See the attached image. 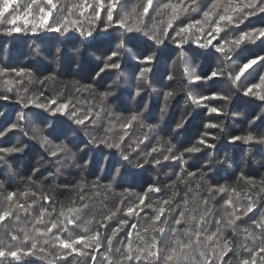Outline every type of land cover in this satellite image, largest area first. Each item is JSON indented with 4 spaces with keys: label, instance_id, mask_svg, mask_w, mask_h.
Wrapping results in <instances>:
<instances>
[{
    "label": "snow or ice",
    "instance_id": "snow-or-ice-1",
    "mask_svg": "<svg viewBox=\"0 0 264 264\" xmlns=\"http://www.w3.org/2000/svg\"><path fill=\"white\" fill-rule=\"evenodd\" d=\"M45 3L51 5L52 8L56 7L53 0H45ZM118 3L119 0H109L105 12L106 20L102 22V27L84 29L77 25L76 21L68 19H64L63 23L57 20L52 25L46 24V17L51 12V8L40 6L37 0H30L24 11L31 12L32 6L36 5L39 16L38 20L34 16L33 19L36 22L31 23L29 28H25L15 23L19 13L16 16L9 13L11 18L5 16L10 0H0V25L6 27L9 35L30 30L33 34L38 31L62 33L69 41L83 38L88 46L102 51L104 55L100 64L97 65L98 70L94 72L95 77L102 80L105 76H115L112 84L109 85V90L99 93L102 101H107L110 97L115 98V92L112 89L119 87L123 77V68L129 66L130 63L133 64V79L137 82L132 91V98H143L147 94L146 89L151 87L149 77L153 74L154 68H158L162 62L166 63L167 59H171L177 51L179 54L176 60L172 61L173 66L178 62L186 64V54L181 50L186 44L192 43L204 50L199 55L213 60L217 54L222 57L215 67L210 64L204 76H198L197 80L215 81L227 78L234 91L241 92L245 97H255L264 103V93L256 91V89L264 88V75L259 76L258 83L240 87L241 77L244 76L246 70H255L253 66L264 67V55L252 54L248 57L241 54L244 46L254 43L257 39L264 43L262 39L264 38V26L239 31V25L249 17L264 13V0H248L242 8L234 6L232 0L219 8L216 3H213L208 10L203 11L202 20L192 21L177 29H173V23L178 19L177 5H173L171 0L160 5L161 11L171 10V15L166 22H161L163 26L159 28L156 25L152 27L146 24L134 25L129 21L127 13L118 15L114 21L113 9ZM152 3L153 0H144L142 5L144 15L148 13ZM196 5L197 0H189L187 6L184 5V0H180L183 13H187L190 9L194 10ZM100 6L104 5L101 3ZM96 17L99 18L98 11H96ZM24 23L29 24L27 20ZM204 24H208L207 30L203 27ZM194 28L196 31H193ZM170 30H172L171 34ZM228 30L236 34L228 37ZM113 31H119L120 36H114ZM197 33L203 34L206 39H198ZM170 45L176 47L173 49ZM76 51L79 53L80 49ZM234 57H240L241 63L236 64L230 70V63ZM31 75L32 73L25 68L0 67V77L19 78L15 81L6 79L3 81L5 85L14 83L22 85V78L27 76L30 80ZM248 75L251 73L249 72ZM166 78L170 81L174 80L171 74H168ZM245 79H247L246 76ZM44 82L40 81L41 84ZM186 88L187 85H183L178 89L162 92L163 107L160 108L157 123H146L145 118L149 115V105L144 104L140 111L123 119L120 124L122 134L118 138H99L91 136L86 129L89 125L97 124L102 112L108 117L109 128L114 127L112 121L121 119L114 112H105L104 108L97 110L95 106L88 111H81L70 96L49 95L46 97L43 91L38 95H28L26 88L24 95H21L12 87H7L4 93H0V109H3L0 111V164L8 166L11 174L15 175V171L9 164V158L15 159L26 154L32 145H36L43 150L50 162L55 163L58 173L69 168H78L82 171L91 168L94 169L91 174L99 173L100 175H95L93 181L81 177L77 187L83 192L89 184L93 188L103 186L105 190L123 187L124 183L128 182L129 176L134 181L135 177L141 174V170L147 171L146 166L160 165L162 160L176 161L184 178L199 177L201 182L208 183L205 177L211 173L213 165L227 164L228 158L225 157L223 161H213L212 157L208 156L202 168L188 170L185 167L188 164L185 156L191 159L194 154L203 156L209 151L216 150L217 143L213 141H218L220 137L213 135L210 131L213 129L219 130L229 143L242 141L247 144L264 145V135L257 136L248 132L245 135L229 136L224 130L223 121L214 122L211 119L203 125L205 131L199 133L195 142L183 151H179L170 139H162L159 136L156 139L160 143L153 145L142 155L136 149L148 140L147 136L139 140L135 147L125 144L128 129L134 124L147 127L149 130L160 129L167 112L168 102L174 100L176 95ZM90 89L91 86L85 85L77 88L76 91L88 92ZM201 99L222 101L220 106L211 105L207 108L209 113L220 114L232 102L233 97L220 91L212 92L210 96ZM35 109L42 111L36 112ZM190 118V113L182 114L171 129L172 132L179 136ZM34 119L40 120L41 125L34 123ZM256 121L264 122V111L253 115L250 123L254 124ZM29 132L32 133L31 136ZM16 133H20L28 142L21 144L17 141L16 144H11L10 135ZM80 133H83V137L87 139L82 138L77 142L76 137ZM37 164L39 166L32 169L34 175L39 174L43 167L42 161H38ZM105 181L107 183H104ZM187 183L188 180L185 179V184ZM2 184L3 181H0V185ZM33 184L32 181H26V187L20 191L9 192L5 197L6 201L15 204L16 209L23 211L26 219L29 216L32 217L30 221L32 230L29 232L27 228L12 229L0 236V264H17L26 255L44 254L48 246H51L56 253L51 264H72L68 258L74 254L85 257L88 264H230V259H226V256L234 251L231 237L236 235L237 222L244 223L242 217L253 213L255 208V201L251 194L247 195L243 202L237 201L236 203L229 196L224 200V213L219 216L213 214L208 207L209 199L219 193L228 192V189L218 184H208L206 194L200 199L203 205L202 211L196 207H188L187 192L180 197L182 204L174 199L179 194L173 193L157 201V206L153 207V202L149 199L146 203V198L149 193H159L161 189L154 184H149L132 203H126L123 198H120L113 202L112 208H107L105 205L104 212L101 213L99 219L94 216L91 220L82 221V216L87 214L89 205L81 195L79 207H67L59 211L56 217L49 216V219L45 221L48 208L42 204L38 205L37 201L38 199L47 201L50 198L47 196L38 198L36 192L32 191ZM199 186L197 184V189ZM129 191L131 190L125 189V192ZM231 192L236 193V189L232 188ZM14 197L17 199L14 200ZM20 199H23L24 203H20ZM29 200L31 204L28 203ZM145 208L151 212L148 219L153 221L155 226L151 230L144 228V233L148 235L147 239L137 232V243L134 247L131 230L136 228V224H129L128 218L138 217ZM29 209H32L35 214L33 215ZM10 217L17 222L20 220V216L11 210V206L0 208V224ZM170 218L172 223L168 224ZM249 219L251 220L250 225L243 228L245 243L241 245L246 255L240 259L239 264H257L258 261L259 264H264V212H261L258 219L252 220L250 217ZM78 221L82 223L78 224ZM93 223L95 227L90 228L88 225ZM68 225H73L80 230L75 235L68 232L65 238L61 233L66 232ZM126 228L129 230L125 232L124 240L117 241L120 248L113 253L114 238ZM225 230H230V232L226 234ZM101 249L104 250L102 253Z\"/></svg>",
    "mask_w": 264,
    "mask_h": 264
},
{
    "label": "trees",
    "instance_id": "trees-1",
    "mask_svg": "<svg viewBox=\"0 0 264 264\" xmlns=\"http://www.w3.org/2000/svg\"><path fill=\"white\" fill-rule=\"evenodd\" d=\"M169 0H153L152 6L146 15L142 12V5L144 0H119L117 6L113 9V20L115 21L118 15L124 13L128 14L129 21L134 25H148L152 27L156 25L158 28L162 27L161 23L166 22L171 15V10H160V5L167 3ZM229 0H197V5L194 10H189L183 13L180 7V0H171L173 5H177L178 19L173 23V29L183 27L184 25L202 20L203 11L208 10L213 3H216L218 8L221 5H227ZM248 0H232L234 6L242 8ZM30 3V0H10L9 8L5 12V16L11 18L19 13L15 23L17 26L29 28L31 23H35L33 19L35 16L38 20V9L36 5L32 6L31 12H25L24 8ZM37 3L46 8H51V12L47 15L45 23L52 25L57 20L62 23L64 19L76 21L77 25L84 29L89 27L96 28L102 27V22L106 20L105 12L109 5V0H53L55 8L47 5L45 0H37ZM101 3L104 5L101 7ZM189 0H184V5L187 6ZM15 9V11H14ZM99 12V18L96 17V11ZM167 13V15L165 14ZM27 20L29 24H25ZM264 26V13H257L249 17L243 24L239 25V31H245L249 28ZM119 27L118 25L116 26ZM205 30L208 29V24H204ZM112 31V30H110ZM193 31H196L194 28ZM172 30H170L171 34ZM119 31H113L114 36H120ZM236 33L228 30V37H233ZM224 35V33H221ZM198 39H206L203 34L197 33ZM264 39V38H262ZM79 40L69 41L66 35L58 32L38 31L33 34L30 30L21 33H14L9 35L4 25H0V67L6 68H25L29 70L32 75L29 80L27 76L22 78L23 83H14L12 85H5L3 83L6 79L17 80L15 76L0 77V93H4L7 87H12L16 92L24 95V89H28V95H38L41 91L47 97L49 95L57 97H71L73 103H76L81 111H88L93 106L97 110L104 108L105 112L112 111L115 115L119 116L120 121H112L114 127L109 128L108 117L105 113H101L100 120L97 121L95 126L89 125L86 129L91 136L99 138H118L122 134L120 127L123 119L127 118L133 113L140 111L144 104L149 105V115L146 116V123H157L160 116V108L163 107L162 92L170 89H178L183 85H187L184 91H180L174 100L168 102L167 112L163 124L158 130H149L147 127L133 125L128 129V136L125 138V144L135 147L139 140L144 136L148 137L143 144H140L136 151H148L153 145L160 143L156 139L157 136L162 139H170L173 144L177 146L179 151L190 146L197 139L199 133L205 131L203 125L208 120L214 122L223 121L225 132L229 135H245L252 132L254 135H264V122L256 121L251 124L250 121L253 115H258L264 111V103H261L255 97H245L241 92L233 90L230 81L227 78L215 81L197 80V77H203L208 71L209 65L215 67L222 59L220 54L210 59L207 56L199 55L204 51L199 49L196 44H186L181 51H184L187 58L186 64L177 63L173 66L172 61L176 60L179 51L174 53L171 59H167L166 63L162 62L158 68H154L153 74L149 77L151 87L146 89L147 94L143 98H132V91L137 85L133 79V64L123 68V77L119 87L113 88L115 98L110 97L107 101H102L99 98V93L108 91L109 85L112 84L114 75L105 76L102 80L95 77L94 72L97 65L100 64L101 58L104 53L96 47H90L87 41ZM117 43L119 41H116ZM215 43V41H214ZM131 47V45H128ZM175 45H170V48H175ZM59 49V51H57ZM77 49H80L77 53ZM242 56L250 57L252 54L264 55V43L257 39L254 43H249L242 48ZM241 63L240 57H234L230 63V70L236 64ZM253 69L246 70L244 76L241 77L240 87L243 88L248 84L258 83L259 76L264 75V67L253 66ZM251 75H248V73ZM171 74L174 80L170 81L166 77ZM245 76L247 79H245ZM45 78H47L45 80ZM45 81L43 84L40 81ZM190 81V83H189ZM89 85L91 89L88 92H77V88ZM225 92L233 97L230 104L227 105L223 113H209L208 106L222 105L219 100H202V97H208L212 92ZM257 92L264 93V88L256 89ZM3 109H0L2 111ZM19 111V109H17ZM36 112L42 110L35 109ZM184 113H190L191 118L186 124L185 128L181 130L180 135L176 136L172 132L175 123L180 119ZM47 115V114H45ZM34 123L41 125L40 120H35ZM213 135L219 136L217 149L207 152V155L194 154L191 159L185 156L188 164L185 165L188 170H196L202 168L207 162L208 156L212 157L213 161H223L225 157L228 158L227 164H214L211 173L206 175L205 180L208 183L200 181L199 177L184 178L180 172L179 166L176 161H163L160 165L146 166L147 171H142L141 174L132 180L128 177V182L124 183L123 187H114L110 190H105L103 186L100 188H93L91 184L87 185L83 192H81L77 185L81 181V177L88 181H93L95 175L91 174L94 169L81 170L78 168H69L61 172H56V165L50 162L43 150L38 146L32 145L30 150L15 159L9 158L11 169L15 171L12 175L9 167L0 164V208H8L17 212L20 220L17 222L11 217L0 224V236L6 234L7 231L12 229L19 230L27 228L31 232L30 221L32 217L25 218L23 211L16 209L15 204L6 201L5 197L9 192L20 191L26 187V181L34 182L32 191L36 192L38 198L47 196L50 199L45 201L38 199L37 204L43 205L48 208V214L45 216V221L49 216L56 217L59 211L65 210L67 207L80 206V197L83 195L85 201L89 205L87 214L82 216V221L91 220L94 216L99 219L101 213L104 212L105 205L107 208H112L113 202L123 198L126 203L135 201L136 196L142 193L149 184H154L159 187V193H149L146 198V203L150 199L153 202V207L157 206V201L163 200L173 193H178L174 199L183 203L180 200L181 196L188 193L189 204L188 207H196L198 210H203V205L200 203L201 196L206 194L208 184H218L228 189L227 193H219L215 197L209 199L208 207L212 210L213 214L217 216L224 213V200L229 196L233 198V202H243L247 195L251 194L255 201V208L253 213H248L247 216L242 217L244 223L237 222L236 235L231 237L233 252H229L226 259H230V264H239L240 259L246 255L243 252L242 244L245 243L243 228L248 227L251 223L249 217L254 220L258 219L261 212H264V145L259 143L247 144L242 141H237L234 144L229 143L219 132V130H210ZM32 133L29 132V136ZM87 139L80 133L76 140ZM19 141L21 144L27 143V139L20 133L10 135V143L16 144ZM38 161L43 162V167L39 174H33L32 169L39 166ZM205 171H207L205 169ZM185 179L188 180L187 185ZM104 183H107L106 181ZM199 184V189H197ZM235 188L236 193H232L231 189ZM125 189L131 191L125 192ZM17 199L14 197V200ZM24 203L23 199L19 200ZM31 204V201H28ZM50 205V206H49ZM143 207V206H141ZM30 212L35 214L32 209ZM151 212L144 209L139 213L136 218L129 217V224L135 223L136 228L132 229V239L134 247L137 243V232L140 235L148 238L144 233V228L155 226L154 222L149 220L148 217ZM227 219V217H225ZM11 220V223H9ZM82 221H78L82 223ZM171 218L168 224H171ZM90 228L95 227V224L88 225ZM79 228L68 225L66 232L61 233L67 238V233L71 232L75 235L79 232ZM129 229H124L119 232L118 236L113 240V253L116 249L120 248L118 240H124L125 232ZM55 231V230H54ZM183 231V229H181ZM226 234L230 230H225ZM167 232V228H166ZM150 235V234H149ZM259 236V233H257ZM251 246V245H249ZM104 250L101 249V253ZM56 253L51 246L47 247L44 254L36 256L26 255L17 264H51ZM99 258V254H98ZM72 264H88L85 257L73 255L68 258ZM259 264V261L257 262Z\"/></svg>",
    "mask_w": 264,
    "mask_h": 264
}]
</instances>
